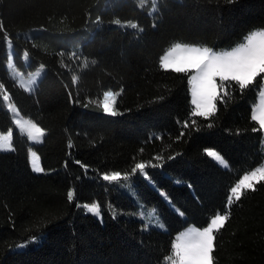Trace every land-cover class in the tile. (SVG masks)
Wrapping results in <instances>:
<instances>
[{
  "label": "trees",
  "instance_id": "16d2710c",
  "mask_svg": "<svg viewBox=\"0 0 264 264\" xmlns=\"http://www.w3.org/2000/svg\"><path fill=\"white\" fill-rule=\"evenodd\" d=\"M259 30L264 0H0V91L45 129L38 145L15 130L14 150L0 151V264H171L176 235L217 214L229 220L215 232L214 264H264V183L227 204L264 161L251 118L261 78L243 90L223 82L216 111L200 117L194 72L161 66L175 45L229 51ZM8 41L18 69L46 68L34 94L9 78ZM107 91L119 93L116 116L103 111ZM13 127L1 110L0 133ZM29 148L44 173L32 170ZM139 162L158 166L145 177L131 172ZM112 171L129 179L104 181ZM93 203L101 219L86 212ZM147 209L165 230L144 227Z\"/></svg>",
  "mask_w": 264,
  "mask_h": 264
},
{
  "label": "snow or ice",
  "instance_id": "6c2138e0",
  "mask_svg": "<svg viewBox=\"0 0 264 264\" xmlns=\"http://www.w3.org/2000/svg\"><path fill=\"white\" fill-rule=\"evenodd\" d=\"M161 66L164 70H172L176 73L195 70V74L191 77L192 104L195 105L194 114L200 117L211 116L216 111V100L221 96L220 89L223 87V82L233 81L243 90L255 84L257 78L260 77V101L251 118L258 122L260 129H264V31H256L248 35L246 43L223 54H216L209 48H182L177 45L162 58ZM217 78L221 81L220 84L217 83ZM34 82L31 80L22 83L21 86L31 88ZM224 94L227 95L226 90ZM117 96L118 93L112 91L104 93L102 106L106 114L111 116L118 114L116 111ZM3 99L8 100L9 97L5 95ZM12 111L15 112L16 109L12 108ZM15 124L31 141L42 142L45 129L39 124L31 120L21 121L19 119L15 121ZM12 140L11 131L7 134H0V150H11ZM207 155L219 164L227 166L226 161L218 152L207 150ZM172 158L174 157H169V159ZM156 159H162V157ZM156 166L158 165L139 162L134 165L131 172L139 171L147 177L145 169ZM31 167L36 173L45 171L35 152L31 153ZM84 167L87 168V166ZM102 179L107 182L127 181L129 175L127 173L122 175L120 171H112L110 174H103ZM261 183H264V167H259L250 174L244 175L234 187H231L227 204L240 201L244 190L255 191L256 186ZM74 197L75 191H68L67 199L72 201ZM86 210L98 217L101 215L99 204L93 203L87 206ZM228 220V214H217L203 230L193 228L177 237L173 245L174 254L167 257V261L171 264H214L215 232L224 228ZM34 240L35 237L32 238L33 242Z\"/></svg>",
  "mask_w": 264,
  "mask_h": 264
},
{
  "label": "rangeland",
  "instance_id": "374dc122",
  "mask_svg": "<svg viewBox=\"0 0 264 264\" xmlns=\"http://www.w3.org/2000/svg\"><path fill=\"white\" fill-rule=\"evenodd\" d=\"M136 1V3H137V5H138V7H142L144 4H147L148 3V1H151L152 3H153V5L155 6V2H156V0H135ZM177 1H181V0H177ZM153 11H154V7H153ZM259 31H264V30H259ZM256 32V31H255ZM254 33V32H253ZM247 40V39H246ZM246 40H245V42L244 43H246ZM244 43H242V44H244ZM241 44V45H242ZM180 47H182V48H191V47H196V46H191V45H183V44H178ZM241 45H239V46H241ZM176 46L177 45H175L172 49H170L168 52H166L164 55H163V57L165 56V55H167L170 51H172L174 48H176ZM238 47V46H237ZM196 48H200V47H196ZM7 49H8V63H7V69H8V75H9V78L11 79V80H13L18 86H20V87H22L21 85H22V83H27L28 81H31V80H34L35 82L31 85V88H25V87H22L26 92H28L29 94H34L35 93V90H36V87L38 86V83L40 82V80L42 79V77L45 75V73H46V68L45 67H41V68H39L38 70H36V71H34V72H28V73H26V72H24V71H21L20 69H18L17 68V66H16V64H15V59H14V49H13V45H12V42L11 41H8L7 42ZM201 49H203V48H201ZM235 49V48H234ZM234 49H232V50H234ZM232 50H229V51H232ZM214 53H216V54H223V53H225V52H228V51H215V50H212ZM162 57V58H163ZM24 60H25V64L26 65H28L29 64V59H28V57L27 56H25L24 57ZM191 71H193L194 73H193V75L195 74V70L193 69V70H191ZM192 75V76H193ZM191 76V77H192ZM217 83L218 84H220L221 83V81L219 80V78H217ZM189 89H190V95H191V103H192V99H193V97H192V83H191V78H190V81H189ZM261 91V90H260ZM113 92V91H112ZM106 93V92H105ZM113 93H117V92H113ZM260 93V92H259ZM0 96H1V101H0V112H1V110H7V111H9V112H11V114H12V116H13V120H14V127L11 129V130H9V131H11L12 133H13V140H14V132H15V130H18L21 134H23V135H25L26 136V134H24L22 131H20L19 129H18V126L15 124V121L17 120V119H19V120H21V121H25V120H29V119H27L26 117H24V116H22L19 112H18V110H17V108L15 107V105L10 101V98L8 99V100H4L3 98H4V96L5 95H7L8 96V94H6V93H4V91L3 90H1L0 91ZM118 95H119V93H118ZM104 96V95H103ZM9 97V96H8ZM117 99H118V96H117ZM259 101H260V96H259V94H258V99H257V103L254 105V107H253V111H252V116L255 114V110H256V106L259 104ZM102 103H103V98H102ZM192 106H193V110H194V113H195V105H193L192 104ZM12 108H15L16 109V111L15 112H13L12 111ZM109 115V114H108ZM257 122V121H256ZM258 123V122H257ZM262 130V133H263V146H264V129H261ZM8 131V132H9ZM8 132H6V133H0V134H7ZM27 137V136H26ZM45 137V136H44ZM44 137H43V139H42V142H43V140H44ZM28 138V137H27ZM13 140H12V149L11 150H0L1 152H12L13 150H14V144H13ZM28 140H29V143L31 144V145H38V144H41L42 142H34V141H31L29 138H28ZM214 151V150H213ZM32 152H35L37 155H38V153L33 149V148H29V151H28V156H29V162H30V165H31V153ZM39 156V155H38ZM39 158H40V156H39ZM212 158V157H211ZM213 160H214V158H212ZM215 161V160H214ZM216 163H218L219 164V162H217V161H215ZM40 163H41V159H40ZM226 164H227V162H226ZM221 167H223V168H225V169H228L229 168V165L227 164V166H224V165H221V164H219ZM41 166H42V163H41ZM259 167H264V161H263V163L260 165V166H258L257 168H259ZM32 168V167H31ZM257 168H255V169H257ZM254 169V170H255ZM36 173V172H35ZM44 173V172H43ZM38 174H41V173H38ZM108 174H110V173H108ZM247 174H250V172L249 173H247ZM247 174H245V175H247ZM144 175V174H143ZM243 178V177H242ZM241 178V179H242ZM240 179V180H241ZM239 180V181H240ZM238 181V182H239ZM237 182V183H238ZM236 183V184H237ZM235 184V185H236ZM245 191V190H244ZM87 206H89V205H84V208H85V210L87 209ZM86 212H87V210H86ZM88 213V212H87ZM89 214H91V213H89ZM92 215H94V214H92ZM94 216H96V215H94ZM96 217H98V216H96ZM98 218H102V216L100 215ZM139 218L144 222V227L146 228V229H149V228H156V229H161V230H165V227H164V225H163V223L161 222V220L159 219V217H158V215L156 214V212L154 211V210H152V209H147V210H143L140 214H139ZM214 218V217H213ZM210 224V223H209ZM193 228H198V227H194V226H189L188 228H186V229H184L183 231H181L180 233H178L177 235H176V238L177 237H179V236H181L183 233H185V232H187V231H190V230H192ZM200 230H203V228H199ZM176 238H175V241H174V244H175V242H176Z\"/></svg>",
  "mask_w": 264,
  "mask_h": 264
}]
</instances>
